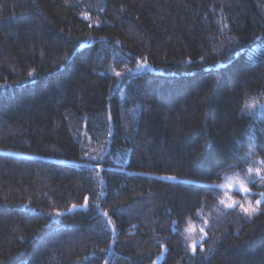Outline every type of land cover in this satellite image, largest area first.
<instances>
[{
	"label": "trees",
	"instance_id": "1",
	"mask_svg": "<svg viewBox=\"0 0 264 264\" xmlns=\"http://www.w3.org/2000/svg\"><path fill=\"white\" fill-rule=\"evenodd\" d=\"M257 96L264 0H0V264H264Z\"/></svg>",
	"mask_w": 264,
	"mask_h": 264
},
{
	"label": "clouds",
	"instance_id": "2",
	"mask_svg": "<svg viewBox=\"0 0 264 264\" xmlns=\"http://www.w3.org/2000/svg\"><path fill=\"white\" fill-rule=\"evenodd\" d=\"M245 103L248 106L245 111L250 112L264 105V96L249 97ZM242 156L246 159L235 160V167L223 166L220 170V179L214 181L219 183L222 189L217 196L218 202L228 208L237 205L240 199L231 190L238 187L243 193H249L253 190V180L264 178V149H260L258 146H249L243 151ZM261 187H264V184ZM238 206L245 213L256 210L250 201L239 203Z\"/></svg>",
	"mask_w": 264,
	"mask_h": 264
},
{
	"label": "snow or ice",
	"instance_id": "3",
	"mask_svg": "<svg viewBox=\"0 0 264 264\" xmlns=\"http://www.w3.org/2000/svg\"><path fill=\"white\" fill-rule=\"evenodd\" d=\"M248 107V106H247ZM262 179H264V178H262ZM257 203H260L259 201H257ZM73 207H75V206H73ZM256 210H254V211H251V212H248L249 214H252V213H254Z\"/></svg>",
	"mask_w": 264,
	"mask_h": 264
},
{
	"label": "rangeland",
	"instance_id": "4",
	"mask_svg": "<svg viewBox=\"0 0 264 264\" xmlns=\"http://www.w3.org/2000/svg\"><path fill=\"white\" fill-rule=\"evenodd\" d=\"M162 257V254H159L157 257V260H159Z\"/></svg>",
	"mask_w": 264,
	"mask_h": 264
}]
</instances>
